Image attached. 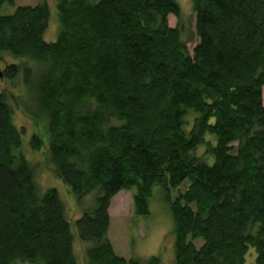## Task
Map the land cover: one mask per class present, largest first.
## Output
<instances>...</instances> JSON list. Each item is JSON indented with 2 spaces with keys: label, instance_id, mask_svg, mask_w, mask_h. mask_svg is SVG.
<instances>
[{
  "label": "trees",
  "instance_id": "trees-1",
  "mask_svg": "<svg viewBox=\"0 0 264 264\" xmlns=\"http://www.w3.org/2000/svg\"><path fill=\"white\" fill-rule=\"evenodd\" d=\"M192 4L193 54L169 26L178 0H58L53 43L47 4L0 14V59L15 61L0 63V264H160L109 238L112 199L132 192L147 217L156 187L179 193L175 264H247L251 249L264 264V0ZM14 108L77 220L56 189L41 194Z\"/></svg>",
  "mask_w": 264,
  "mask_h": 264
},
{
  "label": "rangeland",
  "instance_id": "rangeland-1",
  "mask_svg": "<svg viewBox=\"0 0 264 264\" xmlns=\"http://www.w3.org/2000/svg\"><path fill=\"white\" fill-rule=\"evenodd\" d=\"M98 0H91L97 2ZM47 4L50 11V19L48 29L44 35V40L47 43L56 41L59 33V19L57 3L58 0H15V6L11 7L5 5L1 10V15H10L15 12L19 7H36L41 4ZM180 5L181 17L178 19L174 16H169V26L172 28L180 26L184 30V39L188 41V48L191 54L196 45L199 43L197 36V16L193 11L192 0H178ZM192 4V5H191ZM3 59L0 63L4 66L8 63L15 62L8 54H1ZM20 94L19 89H12ZM263 103H264V89H263ZM13 121L15 126L22 131L25 136L26 145L22 151L28 161L35 167L36 181L38 183L41 194L47 190L56 189L64 199L70 219L79 214H75L71 210L70 200L66 195V187L61 181L53 177L54 171L51 168L49 159L45 158V154L36 152L31 149L28 142L35 131L32 120L22 110L14 108ZM187 184L182 186L181 190L185 191ZM42 188L43 190H41ZM66 191V192H65ZM179 196L178 191H172L166 195V192L156 187L153 191V197L150 202V215L147 217H136L133 210V195L132 192L123 191L116 195L109 208L111 218V226L109 230L110 241L120 257L127 260H135L144 263L152 257H158L160 264H175V244L176 235L172 216L170 214L171 201L176 200ZM92 205L90 197L86 198L81 206ZM78 209L81 207L77 206ZM67 213V214H68ZM75 215V216H73ZM202 243L197 242L196 246L199 247ZM87 248L86 245L84 249ZM76 253L82 257V247H76ZM254 257L255 250L251 249L250 256ZM252 262V263H253ZM247 258V264H252Z\"/></svg>",
  "mask_w": 264,
  "mask_h": 264
},
{
  "label": "water",
  "instance_id": "water-1",
  "mask_svg": "<svg viewBox=\"0 0 264 264\" xmlns=\"http://www.w3.org/2000/svg\"><path fill=\"white\" fill-rule=\"evenodd\" d=\"M3 77H4V72H3V69H2V67L0 65V83H1V81L3 79Z\"/></svg>",
  "mask_w": 264,
  "mask_h": 264
}]
</instances>
